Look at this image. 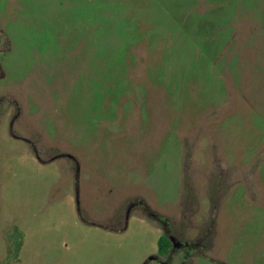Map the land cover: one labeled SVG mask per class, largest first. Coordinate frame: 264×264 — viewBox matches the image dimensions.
I'll return each mask as SVG.
<instances>
[{"label": "rangeland", "instance_id": "rangeland-1", "mask_svg": "<svg viewBox=\"0 0 264 264\" xmlns=\"http://www.w3.org/2000/svg\"><path fill=\"white\" fill-rule=\"evenodd\" d=\"M145 260L264 264V0H0V264Z\"/></svg>", "mask_w": 264, "mask_h": 264}, {"label": "trees", "instance_id": "trees-1", "mask_svg": "<svg viewBox=\"0 0 264 264\" xmlns=\"http://www.w3.org/2000/svg\"><path fill=\"white\" fill-rule=\"evenodd\" d=\"M64 155L67 157L69 156V157L73 158L71 155H69L67 153H64ZM75 197H76V204L78 206L79 200H78L77 196H75ZM142 206L144 207V209L146 210V212L149 214L150 217H154L157 219L160 218V216H158L157 214L149 211V209L147 208V205L145 203H142ZM77 211H79V210H77ZM170 245H171V241H170L169 237L166 235V233L161 234L159 236V238L157 239V250L160 254L167 253ZM19 246H20V241L18 238H16L15 249L18 250Z\"/></svg>", "mask_w": 264, "mask_h": 264}, {"label": "flooded vegetation", "instance_id": "flooded-vegetation-1", "mask_svg": "<svg viewBox=\"0 0 264 264\" xmlns=\"http://www.w3.org/2000/svg\"><path fill=\"white\" fill-rule=\"evenodd\" d=\"M158 219H160V218H158ZM164 223H166V222H164ZM163 223V224H164ZM164 231H165V233H166V235L169 237V239H170V235H172L171 234V232L169 231V229L167 228V224L164 226ZM177 240V239H176ZM170 241H171V245H170V247H169V250H168V252L167 253H170V248H172L175 244L173 243V241L170 239ZM190 243H191V241H186V242H179L178 240H177V244L178 245H175V246H179V247H186V245L188 246V245H190ZM160 253L158 252V250H157V254H154L155 256L154 257H156V259L158 258L157 256L159 255ZM149 256H151V255H149ZM153 256V255H152ZM183 258H186V254L184 255V257ZM184 260V259H183ZM147 261H148V257H147ZM146 260L145 261H143V263L142 264H146V262H147Z\"/></svg>", "mask_w": 264, "mask_h": 264}, {"label": "water", "instance_id": "water-1", "mask_svg": "<svg viewBox=\"0 0 264 264\" xmlns=\"http://www.w3.org/2000/svg\"><path fill=\"white\" fill-rule=\"evenodd\" d=\"M170 239L173 241V243H174L175 245H178V244H177V240H176V238H175L173 235H170Z\"/></svg>", "mask_w": 264, "mask_h": 264}, {"label": "crops", "instance_id": "crops-1", "mask_svg": "<svg viewBox=\"0 0 264 264\" xmlns=\"http://www.w3.org/2000/svg\"><path fill=\"white\" fill-rule=\"evenodd\" d=\"M126 229H127V228H126ZM156 251H157V245H156ZM151 253H152V252H151ZM151 253H150V254H151ZM150 254H149V255H150Z\"/></svg>", "mask_w": 264, "mask_h": 264}]
</instances>
